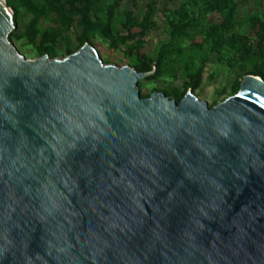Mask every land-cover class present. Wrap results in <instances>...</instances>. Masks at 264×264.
Here are the masks:
<instances>
[{"label":"water","instance_id":"1","mask_svg":"<svg viewBox=\"0 0 264 264\" xmlns=\"http://www.w3.org/2000/svg\"><path fill=\"white\" fill-rule=\"evenodd\" d=\"M0 0V264H264V80L214 105L84 44L26 58Z\"/></svg>","mask_w":264,"mask_h":264},{"label":"rangeland","instance_id":"2","mask_svg":"<svg viewBox=\"0 0 264 264\" xmlns=\"http://www.w3.org/2000/svg\"><path fill=\"white\" fill-rule=\"evenodd\" d=\"M129 1L123 0L116 9L111 24L114 35L110 38L96 25L98 20L100 23L105 20L106 5L110 0H91L89 8L80 4V10L65 17L61 25L54 23L56 15L47 10L45 0H5L12 12L13 28L9 39L20 54L37 58L41 56L42 33L52 27L46 44L52 47L55 58H64L89 44L104 63L118 67L128 65L152 74L153 66L148 71L142 57L145 56L159 61L162 73L156 78L146 76L138 80L137 88L142 97L152 92H164L171 99H175L173 94H185L190 88L186 89L184 82L202 56L206 35H215L226 13L225 8L207 11L206 0H133L135 7L131 22L127 24L123 8ZM57 2L65 7L69 5L68 0ZM149 7L153 8L151 17L147 15ZM180 9L183 10L182 19L174 13ZM179 21L193 23L186 29V36L174 31V25ZM255 30L264 31V0H235V21L230 32L246 36L253 44ZM85 34L87 40L80 43ZM234 47L205 52L201 81L193 93L210 106L233 94V85L242 71H252L258 61V56L253 54L244 61L234 62Z\"/></svg>","mask_w":264,"mask_h":264},{"label":"trees","instance_id":"3","mask_svg":"<svg viewBox=\"0 0 264 264\" xmlns=\"http://www.w3.org/2000/svg\"><path fill=\"white\" fill-rule=\"evenodd\" d=\"M47 2V10L53 11L56 15V20L54 21L55 24L61 25L63 19L69 15H72L80 10L79 5L83 4L85 8H89L91 0H68V7H65L64 4L58 3L57 0H45ZM123 0H110V3L106 5V18L103 23H100L98 20L96 25L100 29L101 33L107 37H113L114 33L111 30V24L113 21V16L116 9L119 7L120 3ZM224 7L226 13L222 18V22L215 30V35L210 36V34L206 35L205 38V48L203 50L202 56L199 58L198 64L194 68L192 72L188 75V78L184 82V87L190 88L192 91L195 90L201 81V74L204 67V63L206 62L205 52L208 50L220 52L226 48L233 47V55L232 59L234 62H241L253 54L258 56V61L255 63L252 71H245L243 70L239 80L234 83L233 91L236 92L239 87V82L243 75L245 74H252L255 76H259L264 80V31L262 30H255L253 32V39L254 43L251 44L248 42L246 36H241L235 32H230L234 21H235V0H206L205 1V8L207 11L210 12H217L219 7ZM134 1H129L125 8H123V12L125 14V19L127 24L131 22L132 14L134 11ZM182 9L175 10L180 19H182ZM153 8L149 7L147 15L148 17L152 16ZM251 13V12H250ZM195 19V18H194ZM193 25V23L181 22L179 21L177 24L174 25V31L178 35L186 36L187 32L186 29ZM52 27L46 29L42 33L39 51L41 55L46 54L48 58H54L55 54L51 46L47 45L48 42V35L52 32ZM87 40V34L83 35L80 38V43ZM146 64L148 65V71H150L151 66H153L152 74L148 75V78H156L162 73L161 63L157 60L147 58L142 56ZM175 100L178 102L184 93L180 96L173 94Z\"/></svg>","mask_w":264,"mask_h":264}]
</instances>
